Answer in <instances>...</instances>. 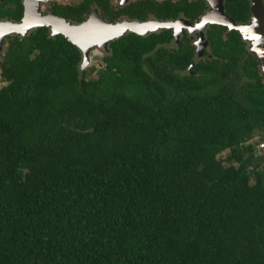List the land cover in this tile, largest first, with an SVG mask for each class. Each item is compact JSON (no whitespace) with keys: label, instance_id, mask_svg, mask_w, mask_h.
<instances>
[{"label":"trees","instance_id":"trees-1","mask_svg":"<svg viewBox=\"0 0 264 264\" xmlns=\"http://www.w3.org/2000/svg\"><path fill=\"white\" fill-rule=\"evenodd\" d=\"M164 41L117 40L98 70L46 29L9 42L0 264H264L258 60L238 37L214 72L163 51L147 71Z\"/></svg>","mask_w":264,"mask_h":264},{"label":"flooded vegetation","instance_id":"flooded-vegetation-1","mask_svg":"<svg viewBox=\"0 0 264 264\" xmlns=\"http://www.w3.org/2000/svg\"><path fill=\"white\" fill-rule=\"evenodd\" d=\"M253 7L254 0H233L230 3L229 0H0V53H5L9 42L24 39L38 30L46 29L52 36L51 27L41 25L43 19L56 18L77 26L92 20L104 22L108 27L142 23L135 25L136 31H147L142 35L127 30L111 41L108 49L97 45V49L104 52L103 67L107 65L106 57L112 53L113 42L132 35L157 36L158 41H168L142 56L144 69L151 71L153 62L150 59L163 51L176 54L185 62L190 61L187 69L177 73L179 77H198L201 75L199 70L214 72L215 64L218 66L221 61H229L227 54L221 53L220 49L235 45V38L240 37L241 48L251 53L249 43L233 25L250 26L256 17ZM225 22L232 26L225 25ZM28 23L30 25L26 28ZM17 24L25 25L23 33L7 31V27Z\"/></svg>","mask_w":264,"mask_h":264},{"label":"water","instance_id":"water-1","mask_svg":"<svg viewBox=\"0 0 264 264\" xmlns=\"http://www.w3.org/2000/svg\"><path fill=\"white\" fill-rule=\"evenodd\" d=\"M256 15L253 19V22L250 26H236L235 29L241 33L244 40L247 41L250 45L251 54L257 58L259 63V70L264 78V4L262 0H254V7L252 9ZM221 11L223 12V6H221ZM103 26H109L104 22H101ZM128 24H136L142 25V23H128ZM149 24V23H147ZM41 25H47L51 27V34L53 37H57L59 35H63L68 41L73 43L82 53L83 62H82V70L88 68L92 61L91 53L97 49V45L102 46L105 49H108V45L111 41L118 39L121 35H123L127 30L123 32H118L113 36L103 40L101 43L95 41L85 40L89 36V32L93 29H96L95 22L89 21L83 25H72L67 22H63L59 19H45ZM40 25V26H41ZM146 25V24H145ZM166 25V24H165ZM225 25L232 26L230 22H225ZM23 24L11 25L9 33H23L21 30L23 29ZM134 33H138L140 35L146 32H138L133 30ZM1 55V53H0Z\"/></svg>","mask_w":264,"mask_h":264},{"label":"bare ground","instance_id":"bare-ground-1","mask_svg":"<svg viewBox=\"0 0 264 264\" xmlns=\"http://www.w3.org/2000/svg\"><path fill=\"white\" fill-rule=\"evenodd\" d=\"M45 19L42 20V22L44 21ZM93 22H95V24L97 26H95L96 29H93L92 32L90 30V34L88 36V38L85 40V42H88V41H97L98 43H101L103 40L113 36L114 34H117L118 32H123L124 30H137V26H135L136 24L134 25H131V24H123V25H120V26H116V27H107V26H103L101 24V22L97 21V20H92ZM30 23H28V25H26V28H28L27 26H29ZM25 28V25L23 27V29L21 30L22 32L26 29ZM10 26L7 27V31L9 32L10 30Z\"/></svg>","mask_w":264,"mask_h":264},{"label":"rangeland","instance_id":"rangeland-1","mask_svg":"<svg viewBox=\"0 0 264 264\" xmlns=\"http://www.w3.org/2000/svg\"><path fill=\"white\" fill-rule=\"evenodd\" d=\"M104 52H102V50L101 51H99L98 49H95L92 53H91V56H92V61H91V64H90V66L88 67V68H86V69H90V68H96V70L97 69H100V68H102L103 67V65H102V57L104 56V54H103ZM81 66H82V64H81ZM85 69V70H86ZM259 138H256V140H258ZM261 152H263V151H261ZM226 156V153H224V154H222V155H220V158H224Z\"/></svg>","mask_w":264,"mask_h":264},{"label":"built area","instance_id":"built-area-1","mask_svg":"<svg viewBox=\"0 0 264 264\" xmlns=\"http://www.w3.org/2000/svg\"><path fill=\"white\" fill-rule=\"evenodd\" d=\"M3 86V83H1V73H0V87ZM258 151L261 152V151H264V142H261L259 145H258Z\"/></svg>","mask_w":264,"mask_h":264}]
</instances>
